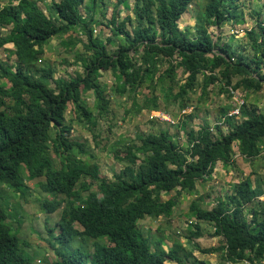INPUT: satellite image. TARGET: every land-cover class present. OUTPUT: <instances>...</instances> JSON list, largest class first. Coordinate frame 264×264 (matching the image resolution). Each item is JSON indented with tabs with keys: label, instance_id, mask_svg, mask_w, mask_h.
I'll return each instance as SVG.
<instances>
[{
	"label": "trees",
	"instance_id": "16d2710c",
	"mask_svg": "<svg viewBox=\"0 0 264 264\" xmlns=\"http://www.w3.org/2000/svg\"><path fill=\"white\" fill-rule=\"evenodd\" d=\"M83 2L50 0L49 8L43 9L37 0H7L0 6V28L7 29L8 34L0 37V50L11 54L10 63L14 65L10 71V63L0 57V79L5 80L0 84V183L21 194L19 176L23 171L33 186L45 193L38 205L44 215L43 227L35 233L41 240L43 230L46 232L45 219L62 207L63 224L59 230L64 234L55 236V242L67 245L77 239H91L92 254L101 264H188L195 249L186 250L174 234L169 237L171 241L149 239L138 224L145 217L168 218L175 198L206 180L217 162L231 167L232 145L237 146L245 162L259 157L264 114L243 100L238 122L227 115L226 108H220L226 133L219 124L187 129L194 115H186L174 125L177 133L185 132L184 148L167 129H151L138 137V145L130 142L112 155L125 166L113 175V180L101 176L96 164L78 157L86 152L91 158L92 154L84 141L73 138L71 124L88 126L92 138L99 135L93 133L96 118L109 115V102L97 79L106 71L116 82L114 91L128 98L132 110L138 91L151 84L153 92L165 88V99H170V105L178 111L191 106L187 95L195 86L201 90L199 101L215 83L222 85L219 93H258L264 81V14L244 32L248 42L241 48L232 47L229 40L222 41L220 34L209 31L210 27L221 30L225 25L243 22L236 0H115L108 19L104 13L107 0H88L86 9L81 8ZM194 3L200 9L201 24L193 29L179 28V21ZM96 10L100 11V24L110 33L105 41L99 34L92 36ZM76 31L81 32L80 38L76 34L61 45L73 49L81 42L84 52L92 55L78 54L82 73L54 79V69L38 65L44 47L54 37ZM5 45L8 47L2 49ZM247 48L251 56L245 54ZM130 52H141L138 63ZM161 62L167 67L157 75L156 64ZM178 69L186 75L185 82L172 94ZM198 80L201 81L197 83ZM88 91L94 99L91 107L83 98ZM157 98L155 94L143 96L137 111H167L169 104L163 101L161 106ZM68 106L74 119H65ZM91 186L96 189L90 191ZM82 193L81 203H76ZM163 195L172 198L163 200ZM257 197L258 192L246 177L235 184L230 196L219 199L210 210L196 205L195 221L190 226L195 230L188 227L185 238H201L199 224L209 223L221 241L210 248L196 244L199 253L216 254L226 264L264 263V191L261 201ZM7 221L0 206V264H30L25 254L29 244L20 242ZM105 238L112 241L111 249L94 246ZM20 243L23 249H19ZM83 253L75 249L59 257L63 264H89ZM40 262L36 260V264ZM194 264L205 263L196 260Z\"/></svg>",
	"mask_w": 264,
	"mask_h": 264
},
{
	"label": "rangeland",
	"instance_id": "374dc122",
	"mask_svg": "<svg viewBox=\"0 0 264 264\" xmlns=\"http://www.w3.org/2000/svg\"><path fill=\"white\" fill-rule=\"evenodd\" d=\"M88 0H84L82 4V9L87 4ZM115 0H107L104 8V13L106 19L110 17V11ZM7 0H0V6L5 4ZM43 9L49 8L50 0H37ZM236 3L239 5L238 9L242 14L243 22L235 25L229 26L225 25L221 30L217 28L210 27L209 31L214 32L215 35L221 36L222 41H228L232 47H241L247 44V39L244 37V32L250 30L256 20L262 17L264 14V0H236ZM86 9V8H84ZM199 7L194 3L192 7L186 12L181 20L179 21V28L184 29L189 27L193 29L199 22ZM46 11V10H45ZM94 18L95 22L91 24L92 36L96 37L97 34L100 35L101 39H105L109 36V31L107 27L100 24V11L96 10ZM47 12V11H46ZM255 13H258L257 16ZM124 15V12L120 14ZM88 17V16H87ZM87 20V18L85 19ZM99 21V25L98 22ZM132 28V26H129ZM81 37V32L76 31L62 35L56 36L51 39L44 47L43 54L41 59L38 61L40 66H50L54 69V79L59 77H64L69 74L74 76L77 73H82V67L80 61L77 60L79 53L86 54L85 56H91L92 53L84 52L82 49V43L77 42L74 50L78 51L75 55L74 50L65 48L61 45L62 41L67 39ZM233 34L234 36H231ZM7 29L0 28V37L7 36ZM231 36V37H230ZM83 38V37H82ZM83 41L84 38H83ZM105 41V40H104ZM102 41V43H104ZM8 46L5 45L2 49H6ZM245 54L251 56V50L246 49ZM141 52L132 53L130 56H134V60L138 63ZM0 57L7 59L10 63L13 59L11 54L6 50H0ZM10 71L14 69V65L9 64ZM167 67L166 63L156 64L157 75L160 74ZM97 83L100 86V89L103 95L109 102V115L105 118L98 117L96 126L94 127L93 133L99 134L96 138H92L91 132L87 130L88 126H83L73 122L71 135L73 138L78 141H84L87 145L86 150L92 154V157L89 158L86 152L78 155L79 158L83 161L89 162L90 164H96L98 171L101 176H104L110 180H113V175L120 172L125 166L124 163H119L113 159L112 155L118 153L121 150H124L123 146L129 145L130 142H134L135 145H138V137L140 135H146L151 129L153 130H163L167 129L171 135L175 136V140L178 142L181 148L186 146L185 132H178L175 129L174 125H177L178 121L184 118L186 115H194V117L189 120L187 129L197 130L202 124L213 127L214 125H220L223 133H226L227 128L222 124L224 119H220L219 110L220 108H226L228 114L231 115L233 111L232 107L238 104L237 98L240 96L247 103L248 106L252 105L258 109L261 113L264 114V81L262 82V89L258 93L249 92L243 93L242 91H232L229 95L227 92L219 93L221 88L220 83H215L208 87L207 96L199 101L200 97V87L195 86L193 90L188 92V98L191 102V106L186 110L178 111L176 106L170 105L171 100H166V92L164 89L152 91L153 85L149 88L144 86L138 91L135 100V110H132L130 101L126 96H120L114 91L115 80L111 77L112 74L110 71L99 73ZM156 75V76H157ZM154 74V77H156ZM111 77V78H110ZM186 75L182 73L181 69L176 71L175 76V86L171 91L172 94H175L178 90V85L185 82ZM5 80L0 79V84ZM198 80L197 83H199ZM152 94H155L158 98L157 101L162 106V102L169 104L167 111H147L146 109H141L137 111L142 104L143 96L151 97ZM88 106H92L94 99L91 92H86L83 96ZM197 105V107H196ZM184 111V113H182ZM95 114V113H94ZM72 117L71 107L68 106V110L65 113V119L69 120ZM112 118V120H111ZM235 121H240V117H232ZM109 130H108V129ZM212 133H215L214 130H211ZM260 156L256 159L245 162L239 156L237 152V146L232 145V151L234 152V164L230 167H224L220 162L215 164L212 172L206 177V180L199 181L196 187L190 191L181 192L175 199L176 204L172 208V212L168 218L159 216L158 218H144L138 226L141 228L143 236L151 238H164L169 241V237L174 234L179 237L180 242L183 244L186 250L189 248L195 249L193 251V258L190 263L194 264V261L200 260L205 264H226L219 260L218 255H204L199 253L196 250L195 245L197 244L201 248H210L216 247L221 241V238L214 236L213 226L209 223H200L201 229V238L193 241H188L185 238L187 233V228L195 230L194 227H190L193 221H195L194 208L197 206L201 207L204 210H210L216 202L218 203L219 199H224L227 196H230L233 193V188L235 184L246 177H249L252 186L258 192V200L263 199L264 191V141L259 144ZM138 164H136L137 167ZM56 166L59 167L58 160L56 161ZM19 181L21 183V194H18L10 187L4 186L0 183V206L5 210L7 214V225L11 227L13 234L17 236L20 242L23 241L29 244V250H25V254L30 258V264H36V260L41 261L42 258L49 253L56 252L55 248L57 243L53 238H49L48 247L44 249V242L39 237L35 236L36 231H40L43 227L44 215L40 211L39 206L40 202L45 196L44 192H41L39 188L33 186L26 176L25 172L21 171L19 176ZM95 186H91L90 191H94ZM84 193L81 194L80 198L77 199L76 203H81ZM172 198L171 195L162 196L163 200ZM217 200V201H216ZM62 207L57 211L60 212ZM247 210H243V214ZM56 212V213H58ZM243 215V216H244ZM52 216L45 219V222L49 224L48 227L52 228L53 223L56 222L57 217L51 219ZM249 218V216H245ZM74 228L80 230L78 224H74ZM159 232L162 235H159ZM56 234H52V237H55ZM43 238L46 237V232L43 230ZM102 241H99L100 243ZM20 243L19 249H23L24 244ZM162 246L164 244L162 243ZM151 247V244H150ZM168 247V245H167ZM170 246L168 247V249ZM75 249H80L81 252L90 250L93 251L92 241H86L80 243L77 240L74 241V244L62 251L60 254H71ZM89 263V262H88ZM166 264H175L173 262H167Z\"/></svg>",
	"mask_w": 264,
	"mask_h": 264
},
{
	"label": "clouds",
	"instance_id": "9594fccd",
	"mask_svg": "<svg viewBox=\"0 0 264 264\" xmlns=\"http://www.w3.org/2000/svg\"><path fill=\"white\" fill-rule=\"evenodd\" d=\"M49 202V201H47ZM58 211H53L52 214L48 215L47 218H49L50 216L51 219L54 218V217H57V220L56 222L53 223V226L52 228L48 227L49 224H47L46 226V237L43 238V242H44V249H46L48 247V243L50 241L49 238H53L52 237V234H56V237H61L62 234H64V232L62 230H59L63 224V215L61 212H58ZM84 240V239H83ZM84 242L86 243V241L84 240ZM74 244V241H71L70 243H68L67 245H61L59 242H58V245L57 247L55 248L56 252H52V253H49L48 255L44 256L40 262V264H63V261L59 255L62 251H64L65 249L71 247L72 245ZM113 243L112 241H108L106 238H105V241L101 244H97V243H94V246L97 248V247H103V248H106V249H111ZM83 259L87 262H89V264H101V260H98L96 258L95 255H93L91 253L90 250H87L83 253ZM69 264V263H68ZM102 264H105V263H102Z\"/></svg>",
	"mask_w": 264,
	"mask_h": 264
},
{
	"label": "built area",
	"instance_id": "2783aa9c",
	"mask_svg": "<svg viewBox=\"0 0 264 264\" xmlns=\"http://www.w3.org/2000/svg\"><path fill=\"white\" fill-rule=\"evenodd\" d=\"M237 101H238V104L234 107H232V111L233 113L231 115H229L230 117H236L238 116L239 117V107L240 105H242L243 103V99L241 97L237 98ZM258 264H264V263H258Z\"/></svg>",
	"mask_w": 264,
	"mask_h": 264
},
{
	"label": "bare ground",
	"instance_id": "6f19581e",
	"mask_svg": "<svg viewBox=\"0 0 264 264\" xmlns=\"http://www.w3.org/2000/svg\"><path fill=\"white\" fill-rule=\"evenodd\" d=\"M182 113H184V111H182ZM56 236V235H55ZM53 240H54V237H53ZM80 243H83V241H80V240H78ZM86 241H92L91 239H88V240H86ZM39 261V260H38Z\"/></svg>",
	"mask_w": 264,
	"mask_h": 264
}]
</instances>
